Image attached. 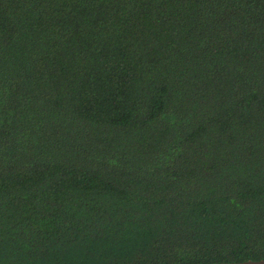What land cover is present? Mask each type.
Segmentation results:
<instances>
[{"label": "trees", "instance_id": "16d2710c", "mask_svg": "<svg viewBox=\"0 0 264 264\" xmlns=\"http://www.w3.org/2000/svg\"><path fill=\"white\" fill-rule=\"evenodd\" d=\"M264 259V0H0V264Z\"/></svg>", "mask_w": 264, "mask_h": 264}, {"label": "water", "instance_id": "95a60500", "mask_svg": "<svg viewBox=\"0 0 264 264\" xmlns=\"http://www.w3.org/2000/svg\"><path fill=\"white\" fill-rule=\"evenodd\" d=\"M202 264H264V259L244 260L238 262H211V263H202Z\"/></svg>", "mask_w": 264, "mask_h": 264}]
</instances>
